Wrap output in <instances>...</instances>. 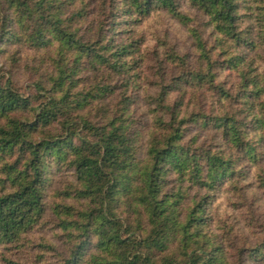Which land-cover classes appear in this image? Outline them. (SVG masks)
<instances>
[{
	"label": "trees",
	"instance_id": "16d2710c",
	"mask_svg": "<svg viewBox=\"0 0 264 264\" xmlns=\"http://www.w3.org/2000/svg\"><path fill=\"white\" fill-rule=\"evenodd\" d=\"M187 1L208 18L221 48L211 58L214 46L194 33L199 65L189 70L173 47L154 52L165 76L139 154L130 103L143 64L136 26L157 10L186 20L180 0H0V45L53 50L49 87L37 85L46 95L32 119L30 98L9 78L0 81L1 245L17 246L41 218L44 175L56 161L71 169L68 193L81 204L53 207L58 226L79 232L59 264H264V225L254 241L240 238L215 204L222 189L240 188L251 165L264 171V74L251 55L264 35V0ZM220 69L235 72L234 90L219 80ZM92 72L99 80L81 82ZM113 76L124 88L114 115L96 104L111 94L101 83ZM203 90L216 104L208 110ZM257 178L264 188V173Z\"/></svg>",
	"mask_w": 264,
	"mask_h": 264
},
{
	"label": "rangeland",
	"instance_id": "374dc122",
	"mask_svg": "<svg viewBox=\"0 0 264 264\" xmlns=\"http://www.w3.org/2000/svg\"><path fill=\"white\" fill-rule=\"evenodd\" d=\"M252 1L254 2V0ZM178 9L183 16L187 17L186 20L176 18L166 10H157L143 18L136 26V30L142 38L143 64L140 72V88L137 89L134 99L130 96V103L132 113H134L132 128L135 133L133 138L137 141L139 154L144 151L148 134L152 131L154 114L152 109L156 106L153 97L158 91L159 75L165 76V72L159 68L154 58V52L163 53L165 47H173L178 54L186 55L188 65L185 69L189 70L192 69L190 66L199 65L200 55L194 33L200 35L207 48L214 46L211 58H214L216 52L221 48L219 38L213 34L212 26L207 24L206 16L198 12L187 0H180ZM255 39L260 42V46L256 50H252L251 55L256 59L258 70L264 74V35L255 37ZM52 51V49H36L8 41H4L0 45V81L9 78L18 92L30 98L32 110L25 114L26 118L32 119L41 108L39 104L45 99L46 92L39 90L37 85L42 84L45 89L49 87ZM228 55L229 53H226L220 57L224 59ZM162 64L164 67L166 63ZM218 72L219 80H224L225 86H231V89L234 90L238 82L235 72L231 75L226 69H220ZM99 75L100 73L92 72V76L86 74L81 76L80 80L81 82L83 80L91 81L92 78L99 80ZM106 84L111 88V94L103 97L102 102L96 101V104L108 114L113 113L114 115L116 114L115 109L121 102L120 95L124 88L117 76L111 77L108 83L105 81L101 83V85ZM131 91L132 88H129L128 92L131 93ZM203 95L206 98L204 105L207 107L206 110L212 106L211 102L214 106L216 105L214 97L209 91L204 92ZM50 132L60 133L53 129H50ZM212 135L213 132L209 130L203 137H207L215 143L216 140L211 139ZM258 162L264 166V153L259 156ZM260 173H264V171H259L251 165L249 174L238 181L240 186L238 190L222 189L215 199L221 216L227 218V222H231L234 229L238 228L240 238L246 235L250 241H254L258 237V233L264 225V188L259 185L257 178ZM72 178V171L66 164L56 161L49 163L44 175L42 216L29 231L22 235L17 246L0 244V264H8L6 262L8 259L26 264H59L70 256L74 241L79 238V232L70 229L64 230L58 226L60 217L55 215L53 207L54 205H70L76 209L81 208L80 201L69 194L73 188ZM2 189L0 185V192L3 191ZM193 193L194 190L190 191L189 195ZM115 212L122 218L128 216V213L121 210L115 209ZM127 232V223L124 222L120 234H123L124 237L130 236L131 234ZM44 243L54 245L55 249L44 248L41 246ZM93 252L92 248L85 252L84 260L86 261ZM261 256H264V250L261 252Z\"/></svg>",
	"mask_w": 264,
	"mask_h": 264
}]
</instances>
